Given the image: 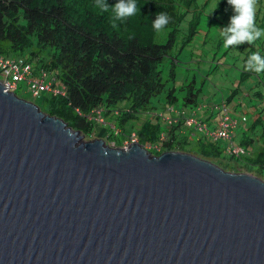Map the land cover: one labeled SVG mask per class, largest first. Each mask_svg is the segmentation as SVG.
Segmentation results:
<instances>
[{"label":"water","instance_id":"1","mask_svg":"<svg viewBox=\"0 0 264 264\" xmlns=\"http://www.w3.org/2000/svg\"><path fill=\"white\" fill-rule=\"evenodd\" d=\"M0 83V264H264V181L86 142Z\"/></svg>","mask_w":264,"mask_h":264},{"label":"trees","instance_id":"2","mask_svg":"<svg viewBox=\"0 0 264 264\" xmlns=\"http://www.w3.org/2000/svg\"><path fill=\"white\" fill-rule=\"evenodd\" d=\"M117 2L107 0L110 6ZM135 2L140 14L114 21L111 12L95 7V0H0V54L25 57L38 68L35 76L44 69L65 88L64 96L50 95L46 99V114L64 120L90 138L96 124L88 117L102 111L104 119L119 123L120 134L108 133V139L118 148L125 144L122 134L126 124L147 115L154 100L163 96L171 107L178 103L177 89L169 88L177 78L178 55L199 34L200 17L209 0L202 4L201 0ZM157 12L171 18L161 31L152 27ZM255 21L264 29V0H257ZM243 48L239 86L225 100L232 105L242 93L241 87L249 83L251 93L246 99L256 102L250 106L256 114L239 143L249 154L228 156L219 141L212 142L206 135L196 138L198 154L186 152L185 142L175 144L176 131H186L180 125L169 129L171 137L166 142L158 143L161 116L146 120L137 133L142 147L192 154L226 172L249 174L264 181V73L246 69L249 55L264 56V37ZM166 59L171 67L165 78L162 66ZM187 93L184 106L197 107L199 90L190 85ZM237 106L246 115L244 102Z\"/></svg>","mask_w":264,"mask_h":264},{"label":"rangeland","instance_id":"3","mask_svg":"<svg viewBox=\"0 0 264 264\" xmlns=\"http://www.w3.org/2000/svg\"><path fill=\"white\" fill-rule=\"evenodd\" d=\"M206 1L207 0H201V4ZM232 15H234V12L232 7L227 3V0H209L208 4L204 8L200 17L201 24L199 34H197L193 41L186 48L182 49L178 55L179 62L176 69L177 78L174 83L169 85L170 89H177V104L173 107L169 106V104L165 102L163 96L154 100L152 109L149 110L147 115H139L138 119H133L126 124L122 134L125 141L122 148L116 147V145L111 143L108 139V133L120 134L121 128L115 119H112L113 123H106V121H103L100 124H96V131L94 135L90 138H85V141L92 142L95 140H103L107 147L126 150L134 142H137L135 136L143 128L146 120L153 119L154 116H161L162 119L160 118V122L163 126L160 141L158 143L162 140L166 142L168 138L171 137V132L167 131V128H169L168 124L170 122L168 119L170 117L178 116L179 113L184 112L188 119L191 117H195V119L203 118L211 108L222 104L223 101L230 96L232 91L239 86L242 57L243 51L245 50L243 47L248 45L245 43L239 46L225 47L224 38L217 27H226ZM162 36L165 38L166 33ZM262 37H264V35H262ZM178 50L179 49H176V52H173V54H177ZM169 63L170 60L166 59L162 66L165 78L167 77L168 70L171 67ZM248 84L241 87L242 93L232 102L233 106H237L241 103V101H244V105L246 106V116L249 121V123L247 122L244 127L242 126L235 130L234 141L237 145H239L241 141L242 133L247 130L250 122H252L256 114V110L250 107L251 105H256V102H251L250 99H246L247 95L250 96L251 93V89L248 87ZM190 85H193L195 89L199 90L198 106L194 108L186 107L183 104V99L187 97V90ZM182 88L184 90H182ZM243 92L244 95H246L244 100ZM16 95L18 98L38 106L42 112L47 113L48 103L46 99L50 97L49 94H44L40 98L34 99L28 89L27 83L23 82L20 84ZM219 118L220 116L218 111L216 115L211 116L208 120H199L212 128V126H215L216 120ZM192 131L190 128L184 132H181L180 130L176 131L175 144L181 145L185 142L183 145L184 151L198 154L199 141L196 139L197 137L193 136V133L195 132L197 135H201V131L196 132L195 128L194 131ZM208 140L216 142L210 138H208ZM219 142L222 148H225L226 152V146L229 142L224 140H220ZM143 148L153 157H160L165 154L162 147H152L149 145Z\"/></svg>","mask_w":264,"mask_h":264},{"label":"clouds","instance_id":"4","mask_svg":"<svg viewBox=\"0 0 264 264\" xmlns=\"http://www.w3.org/2000/svg\"><path fill=\"white\" fill-rule=\"evenodd\" d=\"M227 3L232 7L234 15L230 17V21L226 27L224 28L217 27V29L221 32L224 38L225 47L239 46L245 43L250 45V44H253L256 40L260 39L262 35H264V29L259 28L255 21L257 0H227ZM95 7L102 12H111L112 18L114 21H125L128 18H131L135 15L140 14V8L137 6L135 0H118L117 3L111 6L107 3V0H95ZM170 19L171 18L168 16L167 13L157 12L155 14V19L152 22L153 29L156 31H161L170 23ZM113 26H115V23ZM34 66L36 68V65ZM246 69L248 71H252L255 73H264V56H262L259 53H252L251 55H249L247 58ZM57 83H58V80H57ZM59 86H62V85H59ZM14 94L16 95V93ZM49 95H53V94H49ZM223 103H226V100H224ZM218 106L211 108L210 111L213 114H217V112L215 111V108ZM230 106L235 108L237 117L241 115H245L244 113L241 112V109L238 108L237 106H233V105H230ZM95 112H94V115L92 117L89 116L88 119L91 118V120H93L95 124H100L96 121L98 116L97 114H95ZM100 112H101L100 116L102 118V121H106V123L109 122L103 118L102 111ZM190 119H195V117H191ZM190 119L186 117L184 112L179 113L178 116H172L168 119L170 120V122L168 124L169 128L167 129L169 130L171 127L178 126V125H180L185 130H187L188 128H193V127H189L186 125V121ZM195 120L200 121L199 119H195ZM247 122H248V117H247ZM245 125L246 124L241 125L240 127L245 126ZM208 127L210 128V126ZM210 129L214 130L215 128L214 129L210 128ZM193 136L198 137L196 133H193ZM135 139L137 141L136 136H135ZM134 143H139V142L137 141ZM247 154H249L248 151H247Z\"/></svg>","mask_w":264,"mask_h":264},{"label":"built area","instance_id":"5","mask_svg":"<svg viewBox=\"0 0 264 264\" xmlns=\"http://www.w3.org/2000/svg\"><path fill=\"white\" fill-rule=\"evenodd\" d=\"M36 70L33 63H30L25 57H6L0 54V83L7 93H16L20 84L25 82L34 99H38L44 94L65 95V88L59 86L56 77L52 73L42 69L39 75L35 76ZM215 111H219L220 118L214 130L195 119L187 120L186 125L194 127L197 131H201L206 137L214 141L224 140L229 142L226 146L228 155L234 157L246 155L247 150L236 145L234 135L237 128L246 124L247 117L245 115L237 117L235 108L227 103H222L215 108ZM95 114L98 116L96 121L102 123L101 112L96 111Z\"/></svg>","mask_w":264,"mask_h":264},{"label":"crops","instance_id":"6","mask_svg":"<svg viewBox=\"0 0 264 264\" xmlns=\"http://www.w3.org/2000/svg\"><path fill=\"white\" fill-rule=\"evenodd\" d=\"M246 97V95H243V98H245ZM241 102H244V101H241ZM238 107V106H237ZM239 108V107H238ZM185 114V113H184ZM186 115V114H185ZM213 115H216V114H213L211 111H209V112H207L206 113V116L205 117H203V118H198V119H206V120H208L211 116H213ZM217 121H218V119L216 120V124H215V126L217 125ZM215 126H212V128L214 129L215 128ZM244 127V126H243ZM211 128V127H210ZM190 130L192 131H194V128H190ZM192 131V132H193ZM246 131V130H245ZM244 131V132H245ZM195 133V132H194ZM197 135V134H196ZM204 134L203 133H201V135H197L198 137H201V136H203ZM197 137V138H198Z\"/></svg>","mask_w":264,"mask_h":264}]
</instances>
